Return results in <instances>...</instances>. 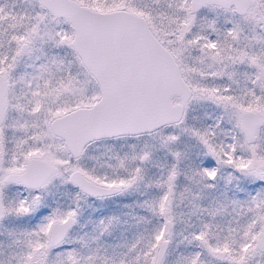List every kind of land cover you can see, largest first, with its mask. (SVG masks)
<instances>
[{
    "label": "snow or ice",
    "instance_id": "obj_1",
    "mask_svg": "<svg viewBox=\"0 0 264 264\" xmlns=\"http://www.w3.org/2000/svg\"><path fill=\"white\" fill-rule=\"evenodd\" d=\"M0 264H264V0H0Z\"/></svg>",
    "mask_w": 264,
    "mask_h": 264
}]
</instances>
